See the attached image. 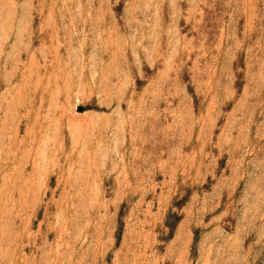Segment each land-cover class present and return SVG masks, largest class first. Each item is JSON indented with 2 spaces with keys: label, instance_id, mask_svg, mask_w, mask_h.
<instances>
[{
  "label": "rangeland",
  "instance_id": "rangeland-1",
  "mask_svg": "<svg viewBox=\"0 0 264 264\" xmlns=\"http://www.w3.org/2000/svg\"><path fill=\"white\" fill-rule=\"evenodd\" d=\"M0 264H264V0H0Z\"/></svg>",
  "mask_w": 264,
  "mask_h": 264
}]
</instances>
